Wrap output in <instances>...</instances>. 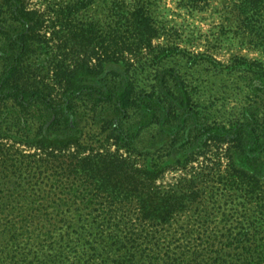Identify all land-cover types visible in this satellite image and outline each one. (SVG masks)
I'll return each mask as SVG.
<instances>
[{
    "label": "trees",
    "instance_id": "obj_1",
    "mask_svg": "<svg viewBox=\"0 0 264 264\" xmlns=\"http://www.w3.org/2000/svg\"><path fill=\"white\" fill-rule=\"evenodd\" d=\"M30 30L7 35L0 48V104H12L0 117V132L8 123L6 129L18 128L26 146L35 149L14 152L0 142V162L13 169L11 178H0V264H264L263 225L240 226L236 234L234 229L216 232L211 213L199 222L192 216L182 222L187 213L202 210L204 183L213 169L195 172L172 191L146 192L129 180L110 189L117 177L109 169L116 167L98 162L93 168L89 159L77 157L82 146L78 103L83 102L111 112L112 136L132 152H141L136 141L142 131L156 126L142 153L169 150L166 167L175 163L187 169L212 145H228V176L219 180L226 179L225 187L264 195V118L258 111L230 125L211 123L174 69L157 75L151 92H136L129 73L127 78L115 71L110 74L116 77L102 78L100 84L68 79L57 94L22 84ZM149 166L144 176L165 171ZM85 210L91 221L83 220ZM89 227L101 238L85 242L84 251L91 253L76 254L72 261L67 255L73 247L56 241L81 242ZM105 234L109 240L102 239ZM20 237L33 243L22 247ZM8 252L12 257L4 258Z\"/></svg>",
    "mask_w": 264,
    "mask_h": 264
},
{
    "label": "rangeland",
    "instance_id": "obj_2",
    "mask_svg": "<svg viewBox=\"0 0 264 264\" xmlns=\"http://www.w3.org/2000/svg\"><path fill=\"white\" fill-rule=\"evenodd\" d=\"M28 26L31 53L23 62L22 84L57 94L68 79L88 78L100 84L102 78L116 77L110 74L115 71L125 77L128 72L136 92H151L157 75L174 69L211 123L230 125L245 120L251 111L264 118V0H0V48L7 35ZM11 105L0 104L2 119ZM78 110L82 146L77 157L89 159L93 168L98 162H105L104 168L116 167L109 169L117 177L110 189L129 180L146 192L172 191L182 186L183 179L209 167L214 171L204 183L202 210H192L182 222L191 216L199 222L211 213L210 225L216 232L234 229L236 234L240 226H264V195L250 194L247 187H225L226 179L219 180L220 175L228 176V145H212L187 169L175 163L166 167L169 150L156 148L149 156L142 153L156 126L142 131L136 141L141 152H132L112 136L111 112L83 102L78 103ZM7 124L0 142L14 152L35 153L18 128L6 129ZM10 165L9 171L0 162L1 179L11 178ZM149 165L165 171L157 177L144 176ZM88 212L83 211L87 222L93 218ZM98 233L89 227L81 242L57 240L56 245L72 246L67 256L73 261L76 254L91 253L84 251L85 242L100 240ZM102 239L109 240L106 234ZM19 240L22 247L33 243L24 237Z\"/></svg>",
    "mask_w": 264,
    "mask_h": 264
}]
</instances>
